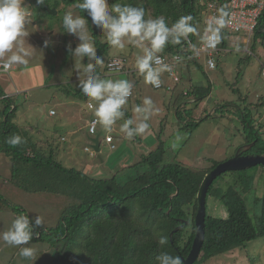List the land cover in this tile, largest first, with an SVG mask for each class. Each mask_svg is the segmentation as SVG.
Returning a JSON list of instances; mask_svg holds the SVG:
<instances>
[{"label":"rangeland","instance_id":"1","mask_svg":"<svg viewBox=\"0 0 264 264\" xmlns=\"http://www.w3.org/2000/svg\"><path fill=\"white\" fill-rule=\"evenodd\" d=\"M108 2L110 5L118 3L123 6L126 3V5L143 9L148 4L146 0H108ZM204 3L203 1L202 4ZM215 3L218 4V1ZM262 4L264 6V0H262ZM23 6L29 11L28 22L25 25V31L28 33L24 37L25 46L32 48V56L28 58L27 66L14 64L10 65L11 68L8 72H0V88L8 89V92L11 90L17 92L13 96L14 104L18 106L15 121L18 125L21 124L19 126L37 145L38 151L46 156L52 154L54 159L65 167L83 171L93 179L127 178L130 174L136 173L135 168H131V166L139 163L141 158L155 150L164 151L163 165L183 164L193 171L210 170L215 164H220L228 159L225 158L227 157L226 153L227 151L231 153L232 148L229 145L235 141L234 137L237 134L232 122L228 119L209 122L206 125L207 132L200 130L195 135L197 137L191 138L190 133L179 130V125L173 115L169 113L170 97L155 91L150 83L145 82L144 76L140 73L137 74V77L142 80L140 81L142 85L134 88L137 90V98H133L131 103L127 102L124 107L136 118L135 107L142 106L144 99L150 98L153 102V111L146 123L149 125L148 129L154 130L155 134H146L145 131L142 135L134 136L131 139L123 134L120 139L118 138L120 136H116L120 146L112 150L110 145L105 142L106 132L102 134L103 129L99 125L97 135L99 133L102 135L101 153L94 155L93 151L85 150L88 145L91 146V142L84 138V134L89 133L90 122L88 123V121L93 119L92 112L94 111L89 109L90 100L84 96L78 84L79 79L85 78L83 67L89 62L94 64L95 61H90L86 57L71 56L67 51L69 43L75 48L79 41L75 36L66 33L63 27L64 12L59 14V10L56 9L57 14L55 16L51 14V16L44 10L40 12L33 9L28 0H24ZM209 8L213 9L211 5ZM72 9L74 12H71L74 16H80L76 11L78 10L77 6L68 8V10ZM146 9L144 18L146 20L156 19L153 15V7L148 5ZM210 9L200 13L201 22L198 24L200 32L204 27L207 29ZM90 25L94 29L93 32L96 31L99 40L103 44H108L104 33L95 25ZM89 35L94 43L93 33L90 30ZM46 39H50L47 48L44 47ZM228 49H233V52L222 51L216 59L217 69L208 70L209 79L216 82L215 89H212L214 91L212 101L223 102L221 98L225 96L227 102L228 99L231 101L228 94L235 98L233 88H238L241 90L242 96L246 95L248 101L257 104L260 101L259 97H257L258 100L256 99L257 92L264 91V78L260 72L262 69L260 60L264 61V47L259 42L254 47L253 35H240L229 40ZM108 51L106 55L102 56L103 64L98 65V72L95 71V74L99 75L100 72L99 76L102 79L128 80V74L108 72L106 66L110 62L109 59H124L127 68H130L131 65H136L137 57L143 55L142 48L126 44L122 50L109 46ZM6 59L7 57H0V62H5ZM222 83L224 84L222 85ZM228 83H232L231 87L227 86ZM78 93L82 95L81 98L75 96ZM243 97L246 99L245 96ZM263 103L264 98L261 104L248 106L250 108L248 113L254 117L252 120H256L258 117L257 107L264 114ZM93 104L96 105L95 102ZM224 106L226 107L222 109V112L231 108L230 112L239 113L232 105L224 104ZM86 107L87 110H85ZM52 111L54 114H51ZM120 119H123V123L125 122V112ZM120 119L116 121V125H119ZM242 126L243 124L239 123L238 130ZM171 128L172 131H170ZM112 133L115 134L113 131ZM146 135H148V139H146ZM177 135L181 139L176 141L177 147L173 149L171 144ZM244 172H247L248 176L255 177V195L264 197V169L256 167L237 173L245 174ZM258 172L261 174L259 177ZM11 176V158L0 152V195L4 198V201L0 203V234L7 231L13 220L19 216L13 208H19L23 215L30 218L37 215L43 217L44 226L39 228L40 231L57 226L67 208L73 203L71 197L58 191L65 192L66 186L55 182V186H51L48 191L26 193L16 186ZM216 181L215 190L218 193L213 198L212 196L208 197L207 213L213 214L216 218H222L224 214L222 211L225 208L221 206L219 196L231 184L224 176H220ZM134 186L131 183L127 189L131 190ZM256 211V208H252V212ZM23 247H32L35 250V259L29 260L21 257L19 247L10 246L0 239V264H52L56 255V251L46 244L29 242ZM204 264H264V239L252 241L247 244L245 249L223 255Z\"/></svg>","mask_w":264,"mask_h":264},{"label":"trees","instance_id":"2","mask_svg":"<svg viewBox=\"0 0 264 264\" xmlns=\"http://www.w3.org/2000/svg\"><path fill=\"white\" fill-rule=\"evenodd\" d=\"M28 1L37 11L44 10L48 13L47 9H57L59 14L74 12L68 8L76 7L82 2L45 0L44 6H37L36 0ZM146 1V8L148 5L153 7L154 17H163L169 27L182 16L191 17L189 23L195 31L182 39L180 44H168L166 53L169 56L187 54L186 48L184 49L189 46L187 39L196 44L198 36H203L204 29L200 32L198 25L201 22V11L208 10V5L212 2L218 1L221 5L228 2ZM77 9L80 16L89 21L88 27L93 33L98 56L106 55L109 52L108 44H103L96 31L93 32L91 18L87 13L78 7ZM229 35L228 32H220V48L228 47ZM253 36L254 47L258 42L264 47V11ZM95 71L98 72V66ZM5 96L0 88V152L11 158L12 181L26 193L48 191L57 182L66 186L65 192L58 191L73 200L57 226L41 231L36 228L33 239L29 241L46 244L54 249L56 255L52 264H158L156 257L162 253L179 256L181 259L188 257L196 236L197 195L205 176L218 164L204 171H193L183 164L163 165L164 151L155 150L141 158L136 166H131L136 173L127 178L93 179L83 171L65 167L52 154L46 156L38 151L37 145L28 137L27 132H23L14 122L18 113L14 98ZM75 96L82 97L80 93ZM252 118L254 117L249 113L245 114L243 124L247 129L254 130L256 124ZM198 125L194 124V127ZM258 130L247 136V142L257 141L253 151L264 154V140ZM14 135L22 137V143L15 147L6 142ZM229 173L222 177L231 185L219 196L221 206L225 208L222 211L224 214L222 218H216L207 213L205 240L201 254L194 264L218 259L245 249L252 241L264 239V197L255 195V177L248 176L247 172ZM216 182L211 186L208 197L213 198L218 193L215 190ZM131 183L135 186L129 190L127 186ZM2 201L4 198L0 195V203ZM251 207L257 211L252 212ZM13 210L18 215H23L19 208ZM177 228H180L179 231L174 232ZM161 237L167 238L164 245L159 243Z\"/></svg>","mask_w":264,"mask_h":264},{"label":"clouds","instance_id":"3","mask_svg":"<svg viewBox=\"0 0 264 264\" xmlns=\"http://www.w3.org/2000/svg\"><path fill=\"white\" fill-rule=\"evenodd\" d=\"M24 0H0V57H7L5 68L19 64L27 66L32 48L25 46L24 37L28 35L25 25L28 22L29 11L23 6ZM45 0H36L37 6H44ZM77 7L87 13L91 24L100 29L109 46L124 49L126 44L142 48L143 55L138 56L136 67L144 76L145 82L159 85L161 68L154 67L161 63V53L168 44H180L190 33L195 31L189 23L190 16H182L171 27L163 17L145 19V10L142 7L112 4L108 0H82ZM223 25V19L216 21ZM89 21L84 16H74L71 11L63 16V27L67 34L75 36L79 43L75 48L69 43L67 51L71 56L86 57L95 63H87L83 67L85 78L79 79L78 87L85 96L97 102L93 124H99L105 132H111L117 120L124 116L123 106L131 95L133 85L127 80L102 79L95 74L96 67L103 64V58L97 55L96 47L89 35ZM50 39L44 41L47 48ZM147 44V46H145ZM79 67V66H77ZM137 117L127 119L121 125L120 131L129 139L142 135L149 125L146 123L153 111V102L145 98L143 105L134 109ZM139 121V122H137ZM94 131V128L92 129ZM181 137L176 136L171 146L177 147L176 141ZM15 147L22 143L19 135L11 136L7 141ZM44 226L43 217L37 215L30 218L27 215L17 216L10 228L0 234V239L10 246L20 248L19 255L25 259H35V250L32 247H23L33 239L34 230ZM166 237H161L159 243L164 245ZM158 264H182L179 256L162 253L156 257Z\"/></svg>","mask_w":264,"mask_h":264},{"label":"crops","instance_id":"4","mask_svg":"<svg viewBox=\"0 0 264 264\" xmlns=\"http://www.w3.org/2000/svg\"><path fill=\"white\" fill-rule=\"evenodd\" d=\"M203 29H204L203 36H198V38H197L198 41L196 42V44L191 43L195 48L200 47L201 44L204 43V41L207 37L208 27H207V29H206V27H204ZM236 36H240V35H229V37L227 38L228 47H226L225 49L221 48V52L222 51H225L226 53L233 52V49H228L229 48V40L235 38ZM73 40L75 41V39H73ZM187 41H189V40L187 39ZM231 44H233L232 41H231ZM185 48L187 49V54L185 56L189 55V57H186V59H184L178 63L171 64L169 67L161 68L162 71L159 74V78L163 81V83L166 86L170 87L171 89L170 90H168V89L158 90V89H155L153 87V84H151L152 88L155 91L162 92L163 95L165 94L166 96L170 97V103H169V107H168L169 113L173 115L174 119L176 120V123L179 125V130L181 132L190 133L191 138H193V137H197L195 135H197V132H199L200 130L201 131L204 130L207 132L206 125H208L209 122H213V121L216 122L219 119L220 120L228 119L230 122H232L234 124V126H235L234 128L236 131L235 133H237V134L234 137L235 141L233 143H231V145H229L230 148H232V151H231V153H229L227 151V153H226L227 157H225V158L232 157L235 154L236 149L239 148L240 146H243L245 144L249 145L252 143L254 145H256L257 141L252 142V143L247 142V136H249L251 134V132H253L254 130L259 129L258 130L259 134L262 137V139L264 140V114H262L260 112L258 107L256 108V114L258 115V117H256V120H252L256 124V127L254 128V130H251L250 128L247 129L246 125L243 124L245 114L247 115L248 111H250V108H248V106H251V105L257 106L259 103L261 104L262 100L264 98V91H261V92H263L262 94H261V92H257L256 99H257V97H259V99H260V101H258L257 104L256 103L253 104L250 101H248V99H247L248 97L246 95H243L246 97V99H244V97L241 95V90L238 88H233L234 92H235L234 95H235L236 99L233 98L232 95L228 94V96L231 98V101H229V99H228V102H227L226 96L221 98L223 100V102H220L219 100L212 101V97L214 94V91H212V89H215L214 85L216 84V82L214 80L212 81L209 79L208 70L209 71L210 70H216L217 69V62H216V68L210 69L207 66V56L205 54H203L201 52L191 53L189 51V48H190L189 46L185 47ZM166 51H167V45H166L165 49L161 53H158L157 55H162V56L167 57V58L172 57V56H169V54L166 53ZM221 52L219 53V55L221 54ZM109 60L111 61V59H109ZM106 67H107L106 69L108 70V64ZM260 67L261 68L264 67V61L262 62L260 60ZM8 71H4V72H8ZM108 72L112 73V74H123V73L125 75L128 74V76H127L128 80L127 81H129L133 85V87H132L133 95H132V98L130 100H127V102L131 103L132 99L135 98L136 94H137V90H134V88H136V87L138 88V86L142 85V83L140 82L142 80L139 79V77H137V74H139V72H138L136 65H131L130 68H127V66L125 64V71L111 72L108 70ZM170 72H173L176 75H178L181 79L180 82H178V83L174 82L173 78L170 76ZM260 72L262 75V69ZM100 74L101 73L99 72V75ZM223 84L224 83H222V85ZM231 84L232 83H228L227 86H230ZM1 89L6 94L5 97H13L17 93V92H12L13 90L8 92V89L6 90L5 88H2V87H1ZM238 94H240V96H237ZM88 100H90V102H93V103L95 102V104H96L95 106H97L96 101H93L90 98ZM224 104H229V105L234 106L233 108H236L239 113L234 114V113L230 112L231 108H229L228 111L222 112V109L225 108ZM75 109H76V107H75ZM123 109H124V112L126 114V120L127 119H135V117L132 116L131 113L126 111V108L124 106L122 108V111H123ZM85 110H87V107ZM92 113H93L92 117L94 118L95 117L94 112H92ZM51 114H52V112H51ZM218 114H220V115H218ZM249 114H251V113H249ZM15 120H16V118H15ZM122 120L123 119H120L119 125H116V124L113 125L112 131L115 134H113L112 131L106 132V133L104 130L102 131V134L105 133V136L111 135L114 137L116 149L120 146L116 136H120V137H118L120 139L122 137V134L125 135L124 133H122L120 131V127L123 124ZM202 120H204V121H202ZM89 122L90 121H88V123ZM15 123L17 124L16 121H15ZM197 123L199 125L197 127H194V124H197ZM239 123L243 124V126L241 129L238 130ZM19 125L21 126V124H19ZM170 131H172V128L170 129ZM148 133L155 134V131L152 130L151 128H149L146 130V134H148ZM100 134L101 133H99V135L97 136L99 138L100 151L97 152L96 150H94L93 151L94 155L101 153V148H102V141H101L102 137L101 136L102 135H100ZM146 136H147L146 139H148V135H146ZM238 136H239V138H237ZM84 138H87L88 142L95 140V138H92L91 136H89L88 132L86 135L84 134ZM88 146H90V145H88ZM102 161L104 162V160H102ZM261 169H264V168L261 167ZM258 174H259L258 175V177H259L261 174L259 172H258Z\"/></svg>","mask_w":264,"mask_h":264},{"label":"built area","instance_id":"5","mask_svg":"<svg viewBox=\"0 0 264 264\" xmlns=\"http://www.w3.org/2000/svg\"><path fill=\"white\" fill-rule=\"evenodd\" d=\"M211 5L210 9L209 6ZM208 8L210 9V18L207 24L208 34L203 44L200 47L195 48L190 41L189 51L191 53L201 52L207 56V66L210 69L216 68V59L219 53L221 52L220 44V32L225 31L230 35H253L255 29L258 26L259 18L264 11V6L262 4V0H228L225 5H221L220 3L216 4L215 2L210 3ZM208 9V11H209ZM223 19V25L216 23V21ZM185 49V47H184ZM187 51V49H186ZM189 53V52H188ZM174 55L172 57H164L162 55H158L160 57L161 63L159 65H154V67L163 68L169 67L171 64L178 63L189 55ZM125 60L124 59H113L108 63V70L111 72H122L125 71ZM5 62H0V72L8 71L11 67L8 66L5 68ZM170 76L173 78L174 82H180V77L173 72H170ZM262 76L264 77V67L262 68ZM159 85H153L155 89H168L171 88L166 86L163 81L159 78ZM133 92L131 91V95L128 99L132 98ZM90 110H95V105L90 102L88 105ZM54 114V111H52ZM96 119L94 117L89 123V136L92 138H96L98 135V126L99 124H93V121ZM94 128V131L92 130ZM97 135V136H96ZM100 137V136H99ZM105 142L110 145L111 149H116L114 137L111 135L105 136ZM95 145L94 141H91V146L86 148L87 151H94Z\"/></svg>","mask_w":264,"mask_h":264},{"label":"water","instance_id":"6","mask_svg":"<svg viewBox=\"0 0 264 264\" xmlns=\"http://www.w3.org/2000/svg\"><path fill=\"white\" fill-rule=\"evenodd\" d=\"M47 10L50 14L54 16L57 14L56 9H47ZM93 141L95 143V145H93L94 150L99 152L100 151L99 138L96 137L95 140ZM254 146L255 145L253 143L249 145L245 144L243 146H240L239 148L236 149L235 154L231 158H228L226 161L218 164L204 178L197 195L198 210L195 217L196 236L193 242L191 252L187 258H182V264H194L198 260L201 254V249L205 240L207 198H208L209 190L213 185V183L220 176L229 172L247 171L256 167L264 168V154L254 152L253 151ZM179 229L180 228H177L174 232L179 231ZM172 236L173 234L171 235V237Z\"/></svg>","mask_w":264,"mask_h":264}]
</instances>
